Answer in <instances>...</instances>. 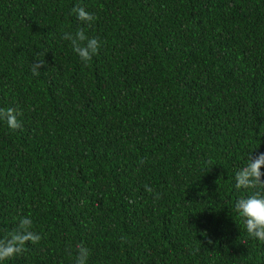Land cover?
Listing matches in <instances>:
<instances>
[{
  "label": "trees",
  "instance_id": "obj_1",
  "mask_svg": "<svg viewBox=\"0 0 264 264\" xmlns=\"http://www.w3.org/2000/svg\"><path fill=\"white\" fill-rule=\"evenodd\" d=\"M80 28L87 65L63 39ZM9 107L0 235L28 216L42 239L4 264H75L78 243L87 264H264L234 211L264 153V0H0Z\"/></svg>",
  "mask_w": 264,
  "mask_h": 264
},
{
  "label": "clouds",
  "instance_id": "obj_2",
  "mask_svg": "<svg viewBox=\"0 0 264 264\" xmlns=\"http://www.w3.org/2000/svg\"><path fill=\"white\" fill-rule=\"evenodd\" d=\"M72 13L88 27H91L96 19L92 13L80 5L74 6ZM63 39L70 42L73 51L85 65L95 55H98L101 48L99 39L89 37L83 28L76 30L75 33L65 32ZM44 55L45 53L40 52L36 57V62L32 65L34 75H39V69L45 66V61L39 58ZM17 117L16 109L11 107L0 108V122H3L11 131H17L22 127ZM254 152L249 153L244 166L235 173V187L246 190L250 194L235 202L234 211L242 220L247 235L257 241L264 242V172L261 171L264 169V153L254 155ZM146 191L151 192L152 189L146 186ZM129 202L133 203V201ZM17 221L16 226L11 231H6L0 235V264L22 254L29 242L35 245L42 239L38 233L32 230L33 222L30 217L20 216ZM209 243L211 244L212 241L209 240ZM76 252L75 264H87L90 254L87 246L78 243Z\"/></svg>",
  "mask_w": 264,
  "mask_h": 264
}]
</instances>
